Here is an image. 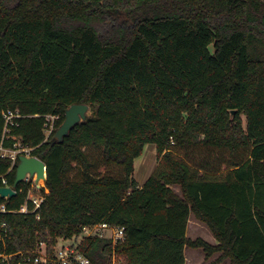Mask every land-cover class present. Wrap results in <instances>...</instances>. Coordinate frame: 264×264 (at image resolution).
I'll list each match as a JSON object with an SVG mask.
<instances>
[{"label": "trees", "instance_id": "obj_1", "mask_svg": "<svg viewBox=\"0 0 264 264\" xmlns=\"http://www.w3.org/2000/svg\"><path fill=\"white\" fill-rule=\"evenodd\" d=\"M71 105L92 115L57 142ZM8 109L27 116L13 133L45 164L46 193L39 219L0 214V252L106 224L123 240L83 238L90 264H184V248L264 264V0H0V137ZM149 144L158 167L138 187ZM190 215L216 245L186 237Z\"/></svg>", "mask_w": 264, "mask_h": 264}, {"label": "built area", "instance_id": "obj_2", "mask_svg": "<svg viewBox=\"0 0 264 264\" xmlns=\"http://www.w3.org/2000/svg\"><path fill=\"white\" fill-rule=\"evenodd\" d=\"M1 117L3 125L0 137V159L10 160L11 165L8 171H11L13 167H16L19 156L34 157L31 155L32 149L24 146L21 142L20 136L13 133L15 128L19 126V120L24 119L27 116L22 115L18 109H8L2 112ZM33 117H38V115H34ZM56 120H58V116H44L43 133L46 138L53 132ZM6 142H10V145L6 146ZM0 179L2 180V185L0 187L12 188L16 194L17 192L23 193L24 190H26L27 194L25 202L20 206L19 210H7L5 204H1L0 214H34L35 218L39 219L38 209L40 208L46 193L45 182L42 179L37 181L36 174L32 177L29 176V174H26L23 180L19 183L21 184V187L17 190L12 186L7 185L4 175L0 176ZM40 182L42 183L40 184ZM7 199L8 198H4L3 200ZM29 203L33 204L31 209L29 208ZM1 229H4V225H2ZM104 232L109 233L107 239L111 241L112 247H114L118 241L123 240L124 234L122 228H115L106 224H99L92 228H84L81 234L82 238L95 236L102 238ZM63 241L69 240L64 239L62 242ZM0 243L4 246L3 235H0ZM110 260L111 264H125L124 259L117 257L114 252H112ZM0 264H90V261L78 251V245L74 246L71 243L61 245L56 243L53 249L48 251L44 242H38L36 243L35 248L30 251H18L11 254L4 251L0 252Z\"/></svg>", "mask_w": 264, "mask_h": 264}, {"label": "water", "instance_id": "obj_3", "mask_svg": "<svg viewBox=\"0 0 264 264\" xmlns=\"http://www.w3.org/2000/svg\"><path fill=\"white\" fill-rule=\"evenodd\" d=\"M88 107L86 105H71L65 110L64 121L56 131L54 138L57 142H61L62 138L67 135L68 131L75 125L84 121L87 118ZM231 115L234 111L230 112ZM29 174L33 176L36 174V180L42 179L46 181V166L45 164L35 157L19 156L18 163L15 167V179L12 187L16 188L23 178ZM45 174V175H44ZM16 195V192L9 187H0V198H11Z\"/></svg>", "mask_w": 264, "mask_h": 264}, {"label": "rangeland", "instance_id": "obj_4", "mask_svg": "<svg viewBox=\"0 0 264 264\" xmlns=\"http://www.w3.org/2000/svg\"><path fill=\"white\" fill-rule=\"evenodd\" d=\"M91 115H92V111L90 109H88L87 117H90ZM146 155L147 154L145 153V158L148 159V157H146ZM134 177L136 179L135 181L141 182V179H140L141 177L139 176L138 173H136ZM172 190L175 193H178L180 195L179 189L176 186H173ZM197 222H199V221L193 215H190V222L188 224V230H187V236L186 237L190 238L192 240H195L197 238L207 239L208 243L210 242L211 245H216V242H215L213 236L210 235L211 233H210L209 229L206 228L203 223L200 222L199 227L193 226V224L197 223ZM107 237H109V233L104 232L102 238L107 239ZM82 239L83 238H82V234H81L77 238L75 237V238L69 239V241H63L62 242V240H64V239H58L56 241V243H59L61 245L71 243L74 246H76V245H80V243L82 242ZM185 251H186L185 252V258H188V264H212L220 256L219 253H215L207 259L206 256L204 255V252H202L201 250H196V252H194L192 249L186 248ZM109 258H111V255L107 259V264H111V260H109ZM219 264H230V261L228 259H226V260L221 261Z\"/></svg>", "mask_w": 264, "mask_h": 264}, {"label": "crops", "instance_id": "obj_5", "mask_svg": "<svg viewBox=\"0 0 264 264\" xmlns=\"http://www.w3.org/2000/svg\"><path fill=\"white\" fill-rule=\"evenodd\" d=\"M145 153L147 154L146 157H148V159L145 158ZM157 167H158V160H157V157H156L155 146L154 145H151V144L146 145L144 147V150H143L142 155L139 158H137L136 160H134V173H133V177L135 176L136 173H138L139 176L141 177L140 178L141 179V182L136 181L137 184H138V187H141L146 182V180L154 174V172L156 171ZM134 179H135V177H134ZM172 187H171V189H172ZM176 194H178V193H176ZM189 222H190V216H189V220H188V223H187V226H186V236H187V230H188V224H189ZM193 226L199 227L200 226V222L194 223ZM203 240H205L206 242H208L207 239H203ZM185 249L186 248H184V257H185V252H186ZM188 249H190V248H188ZM192 250L194 252H196V250H201V249H192ZM204 255H205V253H204ZM185 260L186 261L184 262V264H188V258H185Z\"/></svg>", "mask_w": 264, "mask_h": 264}]
</instances>
